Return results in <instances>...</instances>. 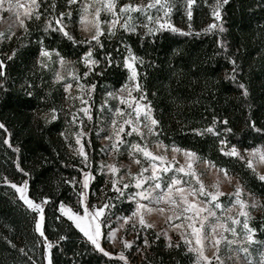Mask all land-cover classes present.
Here are the masks:
<instances>
[{
    "label": "snow or ice",
    "instance_id": "obj_1",
    "mask_svg": "<svg viewBox=\"0 0 264 264\" xmlns=\"http://www.w3.org/2000/svg\"><path fill=\"white\" fill-rule=\"evenodd\" d=\"M204 2L206 3L207 0ZM230 2L231 0H216L212 7V15L216 21H222L221 9ZM175 5L176 0H149L147 4H133L132 0H126L124 3L120 0H63L59 5L61 10L57 11L56 0H51L50 3L47 0H25V2L0 0V12H14L19 27L23 29V35L17 37V40L27 41L20 43L18 48L12 49L10 55L4 52L3 57H0V81H3L0 83V93H8L7 69L21 57L33 68L21 85L24 94L38 100L43 96L42 102L49 104L47 111L38 107L37 112L33 114L34 123L38 120L43 121L47 127L60 120V113L64 111L63 103L77 98L70 94L73 82L76 83L80 93L78 98L81 106L77 112L69 113L70 120L65 117L66 124L79 127L74 134V144L77 147L73 151L80 157L77 165H64L76 170L75 175L63 179L66 194L42 195L40 189H35L31 196L29 195L30 181H33L32 173L21 167L19 158L21 149L19 146L13 147L12 133L3 122H0V130L5 134V138L0 143L7 145L17 154L13 163L18 172L22 173L20 181L17 182L10 181L7 176L0 177V180L19 194L18 200L22 202V207L26 206V212L31 216L32 229L38 234L32 245V255L4 238L9 248L24 258L23 264H43L44 260L47 264H59L56 253L64 254L66 247H72L73 250L74 258L71 264H78L75 257L85 254L76 251L78 243L90 248L92 253L102 254L114 264L120 261L123 264H130L125 253L133 249L134 242L122 239L118 233L121 228L130 224L131 230L135 231L139 238L141 230L146 232L147 229L154 227L145 219L147 214L153 212L166 216L169 229L176 230L179 235V240L173 243L172 237L165 230L163 233H156L155 240L159 241L163 235L167 239V247L175 250L181 249L180 241H182L186 249L183 254L185 256L189 253L193 254V264H225L220 256L222 242L226 244L229 253L235 252L236 260H240L243 254L242 264H264V241L255 239L260 229L251 226L254 217L249 211L259 204L255 201L249 204L243 198L246 191L245 184L237 181L234 191H222L221 183H231L235 176L230 174L227 167L217 166L215 162L208 161L209 169L216 172V180L212 185L214 190H209L201 174H198L193 167V164L201 159L197 152L181 148L175 141L166 145L161 139L165 135L164 126L156 117V109L149 98L148 69H154L156 72L164 70L154 62L146 61L144 56L136 54L127 39L133 34L139 37L140 47H145V42L148 46L154 47L166 32L181 36L218 35L220 39L215 41L218 46L216 54L223 56L232 66L228 79L238 89L243 90L244 97L250 95L246 84L238 79L243 69L236 55L229 52L223 38L227 31L223 24L217 25L213 22L202 32L194 31L193 9L194 6H198L197 0H183L188 23V30L184 31L171 22ZM260 6L264 9V0H260ZM74 12L78 15L79 23L84 30L92 33L90 37L79 38L75 34L71 27L75 24ZM102 13L105 14L104 19H101ZM141 17L143 22H140ZM30 22L38 25L35 36L29 27ZM140 29H143V32L139 31ZM13 36H16V32L12 31L11 26L7 33L0 32V40L10 41ZM113 40L118 41L121 47H114L111 50L106 47V43ZM25 49L27 51H24ZM181 54L180 49L172 50L173 58ZM70 56H75V63L82 65V73L73 68L65 75L61 74L66 65L71 66L74 63L66 59ZM196 59L198 58L193 59V64L196 63ZM54 63H58L61 70L54 73L55 82L71 76V81L63 85V92L68 95L60 96L62 101L60 107L56 105L53 90H44L42 74ZM166 63L169 79L182 74L183 69L177 68L172 58ZM117 69H120L121 86L118 91L108 90L110 86H101L106 96L97 106L93 102V94L97 92L99 81L116 74ZM188 71L191 73L192 68L189 67ZM196 75L202 76L203 73L197 72ZM152 95L154 96L155 93L153 92ZM109 99L118 100L119 105H126V108L116 106L113 109L109 105ZM94 108L98 119L106 110L114 117L111 120V134L105 137L111 143L100 148L99 154L102 157L111 155L118 158L127 153V163L121 162L119 165L115 162L105 163L103 158L98 164L96 163L95 150L91 148L92 141L85 139L89 133L85 131L84 120V117H87L88 121L93 120ZM129 109L131 111H128ZM218 123L226 126L229 120L224 118L219 121L213 116L211 126L192 129V132L198 136L211 134L219 138V152L224 157H235L243 165L249 178L264 189V173L258 171V165L264 166V146L244 149L242 152L237 147L242 141L232 143L228 136L217 131ZM248 126L256 133L264 134V118L261 119L260 126L255 119L251 120ZM224 132L231 134L233 129L226 127ZM59 134L69 142L68 146L72 147L67 131ZM97 136L99 138V134ZM153 136L156 138L155 147L161 149L158 154L149 150L148 138ZM86 146L89 151H86ZM169 148L173 154L182 153L186 162L181 164L176 160L175 155L169 160L166 154ZM121 149H124V153ZM59 155L57 152V159ZM133 166H138V172L135 174L132 172ZM122 170L123 175H120ZM169 173L171 175H167ZM247 194L250 196L251 191L249 190ZM224 200L228 203L226 204ZM237 206L238 215H231L232 209ZM177 209L180 211L178 212ZM168 213L171 214L166 215ZM225 234H230L231 239ZM102 238H106L113 245L117 241L120 242L122 250L118 256L113 257L111 252L102 247ZM257 244L259 247L254 249ZM38 246H42L43 249L39 257L36 256V251L40 250ZM143 246L151 247L147 234L143 236ZM253 249L258 253L255 258ZM161 264L165 262L162 260ZM176 264H179V261H176Z\"/></svg>",
    "mask_w": 264,
    "mask_h": 264
},
{
    "label": "trees",
    "instance_id": "obj_2",
    "mask_svg": "<svg viewBox=\"0 0 264 264\" xmlns=\"http://www.w3.org/2000/svg\"><path fill=\"white\" fill-rule=\"evenodd\" d=\"M47 2L50 3L51 0ZM62 2L63 0H56L57 11L61 10L59 5ZM197 5L193 9L192 28L194 31L202 32L205 27L216 20L213 21L210 11L202 0H197ZM221 15L222 21L215 23L217 25L222 23L227 29L223 38L228 45L229 52L236 55L243 69L238 79L246 84L250 93L248 97H244L243 90L238 89L228 79L232 66L223 56L216 54L218 46L215 41L220 39L218 35L181 36L166 32L154 47L148 46L147 42H145V47H140L139 37L134 34L127 39L137 55L144 56L146 61L154 62L164 70L156 72L154 69H148L150 74L149 98L156 109V117L164 126L165 135L161 137L164 144L170 145L175 141L181 148L196 151L202 160L213 161L217 166L227 167L230 174L237 176L241 183L245 184L247 191L250 190L253 195L260 198V213L252 215L254 219L251 221V226L260 229L255 239L264 241V189L249 178L243 165L235 157H224L219 152V138L211 134L198 136L192 132V129L211 126V121L215 116L219 121L224 118L229 120L226 126L218 123L217 131L228 136L232 143L242 141L237 144L241 151L264 145V138H262L264 134L256 133L248 126L253 119L260 126L261 119L264 118V9L260 6V0H231L229 5L221 9ZM174 23L181 25L180 29L188 30L185 27L188 26L187 18L182 9H178L175 14ZM29 27L35 36L38 25L30 22ZM22 35L23 32L11 38L10 41L5 40L1 43L0 57H3L4 52L10 55L12 49L18 48L20 43H27L26 40H17V37ZM76 35L83 38L78 33ZM106 47L111 50L121 45L113 40L107 42ZM174 49L182 50L181 56L173 58L172 50ZM169 58H172L177 68L183 69L180 76L168 78L166 61ZM194 58H198L195 64L192 63ZM66 59L76 60V57L70 56ZM57 67L58 63H54L42 75L44 90H53L56 105L60 107L62 104L60 96L66 93L63 92V83L54 80ZM189 67L192 68L191 73L188 71ZM32 71V65L23 57L17 59L7 69L9 91L7 94L0 93V122H3L12 133L13 147L19 146L21 149L19 153L21 167L32 173L34 182L30 181L29 195L31 196L35 189H40L42 195L66 194L63 179L75 175L76 170L64 165H77L80 158L68 149L59 134L66 127L62 116L60 120L47 127L43 121L33 122V114L37 112L38 107L47 111L49 104L42 102L43 96L38 100L24 94L21 85L24 78L29 77ZM197 72H202L203 75L198 76ZM119 73L120 69H117L116 74L101 79L97 86L96 96L105 93L101 86H110L108 90L119 88L121 86ZM36 82L39 83V81ZM226 127H231L233 132L225 133L224 128ZM4 138L5 134L3 130H0V141ZM91 141V148L95 150V161L98 164V160L102 157L99 154L102 145L98 143L96 137L91 138ZM57 152L60 154L59 159L56 157ZM16 156L17 154L13 153L12 149L0 143V177L7 176L12 182L20 181L22 173L18 172L13 163ZM97 179L99 180L100 177L98 176ZM18 196L15 189L0 180V264H23L24 259L15 250L9 248L5 237L11 240L17 248H23L29 255H32V245L35 237L38 236L32 229L31 216L27 214L26 206L22 207ZM156 233L153 229H147L151 247H148L138 264H161L162 260L165 264H176V261H179V264H193L194 256L191 253L187 256L183 254L186 249L182 242L181 249H169L164 237L161 236L159 241L155 240ZM38 247L40 250L36 251L37 257L43 250L42 246ZM258 247L259 244L254 246V249ZM254 249L252 251L255 258L258 253ZM76 251L85 253L75 257L78 264H89V261L91 264H114L102 254L92 253L90 248H86L82 243H78ZM73 258L72 247H66L64 254L56 253L59 264H71ZM43 264H47L46 260ZM115 264H123V262H115ZM130 264L133 263L130 261Z\"/></svg>",
    "mask_w": 264,
    "mask_h": 264
},
{
    "label": "rangeland",
    "instance_id": "obj_3",
    "mask_svg": "<svg viewBox=\"0 0 264 264\" xmlns=\"http://www.w3.org/2000/svg\"><path fill=\"white\" fill-rule=\"evenodd\" d=\"M22 2H25V0H22ZM121 3L126 2V0H120ZM149 2V0H132L133 4L136 3H141V4H147ZM203 4L205 5V7H207V9L210 11L211 17L213 19V21H215L214 16L212 15V7L215 5L216 0H207V2L205 3L204 0H202ZM179 10H183V12L185 13L184 7H183V0H176V5L174 8L173 13L171 14V22L174 24L175 27L177 28H181V25H177L174 23V17L175 14L177 13V11ZM153 14H155L154 10ZM134 16L139 15V14H133ZM160 15L162 16L163 13L161 12ZM75 16V17H74ZM73 17L75 20V24L72 25L71 27L74 29L75 34H79L81 35L83 38L85 36H91V32L90 31H86L84 30V27L79 23V17L78 15L74 12L73 13ZM105 18V14L102 13L101 15V19ZM140 22H143V17L140 18ZM216 22V21H215ZM213 23V22H212ZM9 26L12 27V31L16 32V35H18L19 33L23 32V29L19 27L18 25V20L17 17L15 15L14 12H8V11H2L0 12V32H5L7 33L9 30ZM186 28H188V26H185ZM139 31L143 32V29H140ZM14 37V36H13ZM12 37V38H13ZM5 40H0V44L3 43ZM68 60H72L74 63L69 66L66 65L65 69L61 72L62 75H65L67 72L71 71L73 68H75L78 72L82 73L83 68L82 65L79 63H75V59H68ZM57 71H61L60 70V66L58 64L57 67ZM71 81V76H67L65 80L60 81L61 83H63V85L66 82ZM83 82V81H81ZM110 91H118V88L116 89H111ZM70 94L73 97H77L75 100H69L66 103H63V108L64 111L60 113V116H62L64 119L65 117H67L68 120L71 119V116L69 115L70 112H77V109L81 106L80 105V100H79V89L77 88V85L75 82H73V88L70 90ZM68 95V94H66ZM100 95V96H99ZM98 96H96V94H93V102L98 106L100 103L103 102L106 93L104 94H99ZM133 95H135V93H133ZM125 97L127 98V95L125 94ZM109 105L111 107H113V109L116 106H120L122 108H126V105H119L118 100H111L109 99ZM128 111H131L130 109ZM93 120L92 121H88L87 117H84L85 120V131H87L89 133V136L86 137L85 139H95L98 141V143L100 145H102V147H105L107 145H109L111 142L108 141L105 137L109 134H111V120L114 118L113 114L111 112H108L107 110L104 112V114L98 119L97 118V111L94 108L93 109ZM82 115V113L80 114ZM134 115V113H133ZM67 131V133L70 136V142L72 144V147H69L68 144L69 142H66L68 149L75 155L73 149L75 147H77L74 144V134L76 131L79 130L78 125L73 126V125H68L66 124V127L64 129V131ZM97 134H99V138L97 136ZM155 140L156 138L153 137H149L148 138V146H149V150L153 151L154 154H158L161 152V149L155 147ZM261 146L264 145H259L255 148H259ZM251 149V148H250ZM249 149V150H250ZM86 151H88V148L86 146ZM244 150H242L243 152ZM121 152L124 153V149H121ZM169 160H171L173 158V155H175L176 160H178L181 164L185 163L186 160L183 157L182 153L180 154H173L171 152V149L169 148L168 152L166 153ZM80 158V157H79ZM103 158L105 163H117L118 165L123 162V163H127L128 162V155L127 153H124V155L120 156V157H115V156H103L101 157ZM100 158V159H101ZM100 159L98 160V163L100 161ZM208 160H202L199 159L196 163L193 164L194 169L197 171L198 174H201V178L203 180V182L205 183L206 187L209 190H214L212 189V185L215 183L216 180V172L215 170H211L208 167ZM147 166V165H145ZM258 171L264 173V166H260L258 165ZM132 172L133 174L138 172V166H133L132 167ZM120 175H123V170L121 171ZM147 175V173L145 174ZM167 175H171V173L167 174ZM235 176V175H234ZM126 179H128L126 177ZM240 181V179L235 176V179L231 182V183H227V182H222L221 183V190L222 191H226V192H231L234 191V187L236 182ZM242 184V183H241ZM148 185H145V187H147ZM248 191H245V195H244V199L246 200V202H248L249 204H251L252 202H258L259 206L256 208H250L249 211L251 212V215L254 214H259L260 213V207H261V200L260 198H258L257 196L253 195L251 193V195L249 196ZM19 195V194H18ZM224 199V198H222ZM224 202L227 204L228 202L226 200H224ZM230 206V205H229ZM177 211L179 212L180 209H177ZM171 213H168L166 215H170ZM231 215H238V206L236 208L232 209V213ZM145 219L148 223H151L154 225L153 230H155L157 233H163L165 230L168 231V235H170L172 237V242L175 243L179 240V235L178 232L176 230H172L169 229V223L166 222V216H162L159 213L153 212L151 214H147L145 216ZM179 222V221H176ZM113 227H117L116 225H114ZM190 231V230H189ZM147 234V230L145 232V230H141L140 232V236L139 238H137V233L135 231L131 230V225H125L123 228L120 229V232L118 233V236L121 237L122 239H127L129 241L134 242L133 245V249L126 251V256H128V259L133 263V264H138L140 263V261L143 259V254L145 253V251L148 249L147 246H143V236ZM229 236V239H231L230 234H225ZM148 236V235H147ZM162 237H164L165 241L167 242V239L165 236L161 235ZM182 242V241H180ZM101 244L102 247L105 248L106 251L111 252V254L113 256H118L119 252L122 250V245L120 244L119 241H117V243L115 245H113L110 241H107L106 238H102L101 240ZM141 246V247H137V246ZM214 251V250H213ZM210 254V253H209ZM220 256L222 259H224L225 264H242V261L244 259L243 254H241L240 260H236L235 259V252H228V248L226 246V244L224 242L221 243L220 245ZM231 257V259L229 258Z\"/></svg>",
    "mask_w": 264,
    "mask_h": 264
}]
</instances>
